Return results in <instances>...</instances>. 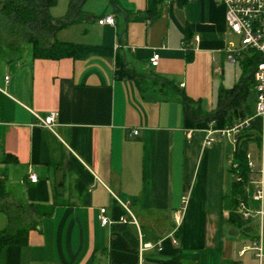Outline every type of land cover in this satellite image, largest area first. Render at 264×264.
I'll use <instances>...</instances> for the list:
<instances>
[{
	"label": "crops",
	"instance_id": "crops-1",
	"mask_svg": "<svg viewBox=\"0 0 264 264\" xmlns=\"http://www.w3.org/2000/svg\"><path fill=\"white\" fill-rule=\"evenodd\" d=\"M106 14L115 25L99 24ZM77 17L76 36L62 39L74 43L73 55L33 57L26 46L18 58L0 56V175L7 192L0 227L8 225L4 204L20 203L32 204L37 225L27 243L1 250L0 264H264L252 247L262 233L264 252V222L256 215L262 202L254 198L264 153L251 160L245 202L255 215L247 229L225 207L234 144L226 137L205 144L208 128L228 126L248 110L230 108L209 121L185 111V96L204 113L218 108L224 86L214 74H224V63L218 72L214 59L224 62L235 35L225 4L86 0ZM154 53L157 65L150 62ZM119 58L129 74H118ZM51 111L53 127L40 125L38 117ZM6 155L16 160L5 163ZM102 207L115 222L101 224ZM161 238V249L141 250Z\"/></svg>",
	"mask_w": 264,
	"mask_h": 264
},
{
	"label": "trees",
	"instance_id": "trees-1",
	"mask_svg": "<svg viewBox=\"0 0 264 264\" xmlns=\"http://www.w3.org/2000/svg\"><path fill=\"white\" fill-rule=\"evenodd\" d=\"M82 1L70 0V15L68 19L72 18ZM57 2L58 0H4L0 7V56L18 58L22 55L26 46L30 47L33 57L58 59L73 55L75 53L74 43L62 41L56 37L57 31L62 28L60 26L62 21H58L52 16L51 8ZM81 10L82 6L78 15ZM260 57V53L254 51L247 53L241 59L244 61V67H247L246 76L253 70L255 63L260 60ZM118 65L119 69L117 71L119 75L130 73V69H128V66L121 58L118 59ZM246 76L231 88H220L218 108L222 107L223 109L220 113L212 115L208 120L218 119L220 116L229 113L230 108H239L241 111L248 110L250 115L253 113L251 106L246 103L252 88L253 76L251 75L247 79ZM241 84L243 86L240 88ZM185 111L194 120H199L205 114H211L194 108L186 96ZM229 122V125L233 124L232 121ZM260 141V131L255 126L240 132L237 135L229 165V172L232 176V194L230 199L227 201L225 199V207L229 209V219L242 226H245L248 220L243 219L237 212V207L241 200L245 201L246 199V185L252 175V167L249 165L247 156L249 145L252 142L260 145ZM15 160L16 158L12 155H6L3 159L5 163ZM5 183L6 177L0 175V204L4 202L7 196ZM31 206L32 204L25 205L23 203L4 204L2 209L7 214L8 225L6 228L0 229V252L3 248L13 244L21 245L27 243L30 230L37 226L32 216ZM246 228L250 229V225H246ZM222 264H240V262L230 260Z\"/></svg>",
	"mask_w": 264,
	"mask_h": 264
},
{
	"label": "built area",
	"instance_id": "built-area-1",
	"mask_svg": "<svg viewBox=\"0 0 264 264\" xmlns=\"http://www.w3.org/2000/svg\"><path fill=\"white\" fill-rule=\"evenodd\" d=\"M226 6V21L230 31L235 34L238 41H231L225 49V57L231 63H237L250 52H259L261 57L258 62L255 63L252 70V89L256 92L255 111L250 116L241 118L234 122L232 125L225 126L217 129L210 127L206 130L205 144H211L219 137H228L234 144L237 141V135L246 128L257 127L260 131L261 141L260 147L262 153H264V0H220ZM99 24H111L115 25L116 20L113 14H106L97 19ZM196 40H199L198 36H195ZM187 46V43H185ZM160 54L154 53L150 58L152 65H157ZM217 63V60L214 59ZM216 71L221 72V67L217 65ZM8 78V77H6ZM57 118V112L51 111L45 117L39 119V124L52 128ZM130 135L138 134V130H131ZM249 165L253 167V163L250 159L251 154L248 152ZM29 179L32 182L38 180V176L35 173L29 174ZM257 186L254 192V198L262 202L260 209L257 211L258 216L264 222V180L261 176L257 181ZM186 200V198L184 199ZM101 224L107 225L115 222L106 215V207L100 209ZM237 212L245 220H250L255 214L247 206L244 200H241L237 207ZM174 218L177 224L176 230H179L181 224V213L174 214ZM134 220V218H133ZM119 221L128 222V218L125 216L120 217ZM135 221V220H134ZM176 242V238L173 239ZM163 244V238L159 239L155 244L144 243L141 250H145L149 247L158 246L161 249ZM252 247L257 251V256L260 259L263 258V234L261 233L258 240L255 241Z\"/></svg>",
	"mask_w": 264,
	"mask_h": 264
},
{
	"label": "rangeland",
	"instance_id": "rangeland-1",
	"mask_svg": "<svg viewBox=\"0 0 264 264\" xmlns=\"http://www.w3.org/2000/svg\"><path fill=\"white\" fill-rule=\"evenodd\" d=\"M2 2H4V0H0V7L2 5ZM69 2L70 0H58L57 4L51 8V13L53 14V17L58 20V21H64L67 18H69ZM75 23H70L68 25H66L62 30H59V32L57 33V39H65V38H73L74 36H76V31H75ZM234 35V34H233ZM231 39H233V41H238V38L236 35H234V37H232ZM224 63V74L220 75L218 73L214 74V78L219 80V82H222V85L224 87H231L235 82H238L240 79L242 80L244 76H246L247 74V67H244V63L241 62V60L237 61V63H231L226 57L224 62L218 60L216 65H221V67H223ZM218 82V81H217ZM200 92V91H199ZM207 100L210 101V98L205 96ZM255 97H256V92L251 89L246 103L249 104L252 108L255 109ZM208 104V102H207ZM205 106H207L206 104H204ZM206 115V114H205ZM203 115V116H205ZM209 121V120H208ZM227 140H229L232 144L233 142L231 141L230 138H225ZM262 151L261 147L259 148V145L256 144L255 142H252L250 144V149L249 151L251 152V156L250 159L252 161H254L256 163V161L259 160V155H260V151ZM229 159L227 160V165H230V161H231V157L232 155H229ZM4 216V214H2ZM256 215L257 212H256ZM2 216V217H3ZM2 217H0V219H3ZM6 217V216H5ZM5 225V224H4ZM2 225L0 228H3Z\"/></svg>",
	"mask_w": 264,
	"mask_h": 264
},
{
	"label": "water",
	"instance_id": "water-1",
	"mask_svg": "<svg viewBox=\"0 0 264 264\" xmlns=\"http://www.w3.org/2000/svg\"><path fill=\"white\" fill-rule=\"evenodd\" d=\"M84 2H85V0H83V1L80 3V5H79L78 8L76 9V11H75L74 15L72 16V18H70V19H66V20H64V21H62V22L60 23V26H61V27H64V26H66V25L72 23V22L77 18V16H78V12H79L81 6L84 4ZM118 9H119V7H118ZM119 10H120V9H119ZM124 62H126V59H125V58H124ZM251 75H252V71L246 76V79L249 78ZM242 86H243V84L240 85V88H241ZM221 111H222V108H218L217 110H215L214 112H212L210 115L202 116L199 120H200V121L208 120L212 115L217 114V113H220Z\"/></svg>",
	"mask_w": 264,
	"mask_h": 264
}]
</instances>
